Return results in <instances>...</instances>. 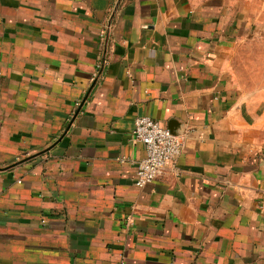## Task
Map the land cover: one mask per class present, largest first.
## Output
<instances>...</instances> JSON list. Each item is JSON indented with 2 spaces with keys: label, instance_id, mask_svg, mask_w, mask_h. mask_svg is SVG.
Wrapping results in <instances>:
<instances>
[{
  "label": "crops",
  "instance_id": "crops-1",
  "mask_svg": "<svg viewBox=\"0 0 264 264\" xmlns=\"http://www.w3.org/2000/svg\"><path fill=\"white\" fill-rule=\"evenodd\" d=\"M263 13L0 0V264H264ZM141 114L184 136L144 186Z\"/></svg>",
  "mask_w": 264,
  "mask_h": 264
},
{
  "label": "built area",
  "instance_id": "built-area-1",
  "mask_svg": "<svg viewBox=\"0 0 264 264\" xmlns=\"http://www.w3.org/2000/svg\"><path fill=\"white\" fill-rule=\"evenodd\" d=\"M97 70L94 76H96ZM135 139L145 145L146 154L137 160L136 184L152 182L163 169L173 163L184 146V136L147 114L134 118Z\"/></svg>",
  "mask_w": 264,
  "mask_h": 264
},
{
  "label": "rangeland",
  "instance_id": "rangeland-1",
  "mask_svg": "<svg viewBox=\"0 0 264 264\" xmlns=\"http://www.w3.org/2000/svg\"><path fill=\"white\" fill-rule=\"evenodd\" d=\"M262 20H264V13H263V16H262Z\"/></svg>",
  "mask_w": 264,
  "mask_h": 264
},
{
  "label": "water",
  "instance_id": "water-1",
  "mask_svg": "<svg viewBox=\"0 0 264 264\" xmlns=\"http://www.w3.org/2000/svg\"><path fill=\"white\" fill-rule=\"evenodd\" d=\"M171 128V127H170ZM173 131V129H171ZM174 132V131H173Z\"/></svg>",
  "mask_w": 264,
  "mask_h": 264
}]
</instances>
